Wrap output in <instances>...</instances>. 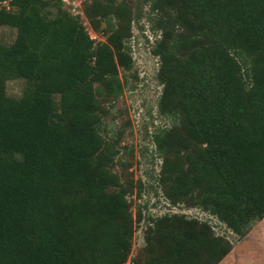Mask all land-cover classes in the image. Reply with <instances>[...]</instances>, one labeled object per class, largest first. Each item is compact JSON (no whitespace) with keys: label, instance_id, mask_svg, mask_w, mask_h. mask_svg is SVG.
Masks as SVG:
<instances>
[{"label":"trees","instance_id":"obj_1","mask_svg":"<svg viewBox=\"0 0 264 264\" xmlns=\"http://www.w3.org/2000/svg\"><path fill=\"white\" fill-rule=\"evenodd\" d=\"M169 1L195 16L175 45L193 50L182 77L167 67L159 75L171 104L163 113L198 145L174 192L201 189V205L241 234L264 219V0ZM11 5L0 9V26L17 31L11 46L0 43V264H125L133 226L125 197L109 194L118 182L95 84L117 95L118 68L132 58L117 33L95 49L77 19L43 14L44 0ZM10 78L26 82L19 99L6 94ZM165 131L156 143L169 154ZM197 240L229 252L219 238ZM187 244L167 264H200Z\"/></svg>","mask_w":264,"mask_h":264},{"label":"rangeland","instance_id":"obj_2","mask_svg":"<svg viewBox=\"0 0 264 264\" xmlns=\"http://www.w3.org/2000/svg\"><path fill=\"white\" fill-rule=\"evenodd\" d=\"M12 1L4 0L0 9L17 11ZM44 1L43 14L55 18L66 13L77 19L95 49L117 33L124 53L132 58L129 69L118 68L117 95L111 94L115 88L110 83L95 84L101 115L98 132L111 151L108 171L118 182L109 194L125 197L132 220L133 237L125 264H167L173 247L186 242V253L200 264H264V219L238 234L201 205V189L186 196L174 192L178 178L188 170V156L198 145L180 121L173 122L163 113L171 104L163 98L165 86L159 75L167 67L177 82L182 77V67L193 50L175 45H181L187 35L182 26L192 25L195 16L182 3L169 0ZM16 37V29L0 26V43L11 46ZM209 43V37L201 39V44ZM158 49L160 55L154 52ZM25 85L23 79H7L6 94L19 99ZM55 99L56 103L60 100L59 96ZM164 129L171 131L166 140L169 154L161 153L156 143V135ZM200 235L221 239L229 252L223 256L212 253L207 243L197 240Z\"/></svg>","mask_w":264,"mask_h":264}]
</instances>
